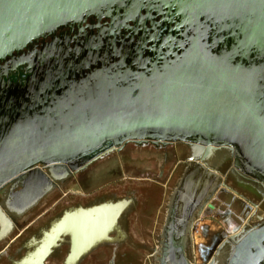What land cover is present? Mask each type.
I'll use <instances>...</instances> for the list:
<instances>
[{
  "label": "water",
  "instance_id": "95a60500",
  "mask_svg": "<svg viewBox=\"0 0 264 264\" xmlns=\"http://www.w3.org/2000/svg\"><path fill=\"white\" fill-rule=\"evenodd\" d=\"M128 147L187 152L152 264H199L194 226L224 190L253 212L207 264H264V0H0V257ZM135 204L65 209L14 264L64 243L80 264L128 237Z\"/></svg>",
  "mask_w": 264,
  "mask_h": 264
},
{
  "label": "flooded vegetation",
  "instance_id": "af4514ba",
  "mask_svg": "<svg viewBox=\"0 0 264 264\" xmlns=\"http://www.w3.org/2000/svg\"><path fill=\"white\" fill-rule=\"evenodd\" d=\"M182 152L184 154L182 158H185L187 152L184 149H182ZM178 177L179 170L177 168L165 183H157L152 180L146 184L125 183L118 188L110 187L108 190L93 192L92 195L83 197L76 196L74 194L75 191L69 190V188L78 185V181L75 180L76 185L70 183L66 187L69 191L67 192L66 190L67 194L54 207L50 208L52 210H45L30 224L27 232L18 236L10 248L0 257V264H14L20 261L29 250L27 244H30L32 239H38L42 231L48 229L55 217L60 215L65 209L80 206L88 207L110 200L115 202L121 198H133L136 201L135 205H131L127 214V224L122 225L124 230L127 231L128 237L120 241V243L106 244L89 254L80 264L155 263L151 249L155 248V246L158 247L157 243L160 241L159 237L162 234V228L166 225L168 219L169 196L175 187ZM8 194L9 192H0V206L5 204ZM215 210L216 207L214 210H210V213ZM113 236L115 237V234ZM68 250V243H64L51 257L50 262L52 264H62L67 257Z\"/></svg>",
  "mask_w": 264,
  "mask_h": 264
},
{
  "label": "rangeland",
  "instance_id": "374dc122",
  "mask_svg": "<svg viewBox=\"0 0 264 264\" xmlns=\"http://www.w3.org/2000/svg\"><path fill=\"white\" fill-rule=\"evenodd\" d=\"M182 156L181 147L158 150L128 147L87 170L71 190L90 196L93 192L118 188L125 183L146 184L150 180L165 183L174 173L177 163L185 159ZM213 203L216 210L213 213L208 211L207 216L194 226V251L199 264H207L219 244L237 232L253 212L250 205L227 191L220 192Z\"/></svg>",
  "mask_w": 264,
  "mask_h": 264
},
{
  "label": "crops",
  "instance_id": "0c3cea01",
  "mask_svg": "<svg viewBox=\"0 0 264 264\" xmlns=\"http://www.w3.org/2000/svg\"><path fill=\"white\" fill-rule=\"evenodd\" d=\"M193 239H194V243H195V238L193 237Z\"/></svg>",
  "mask_w": 264,
  "mask_h": 264
}]
</instances>
